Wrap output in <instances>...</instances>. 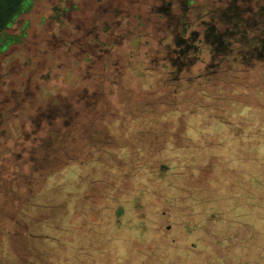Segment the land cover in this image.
Wrapping results in <instances>:
<instances>
[{
  "label": "rangeland",
  "instance_id": "1",
  "mask_svg": "<svg viewBox=\"0 0 264 264\" xmlns=\"http://www.w3.org/2000/svg\"><path fill=\"white\" fill-rule=\"evenodd\" d=\"M203 1H197L200 10L211 8ZM158 2L36 0L18 19L16 34L24 26L19 22L30 23L28 42L46 33L59 46L65 31L100 16L98 3L121 11L104 14L115 39L101 36L100 43L115 69L111 81H100L104 119L84 126L99 130L84 141L71 136L67 144L52 136L30 161L34 190L45 185L33 177L42 163L47 168L35 175L53 177V188L68 197L61 204L69 206V239L75 237L56 249L61 258L52 264H264V62L247 69L232 60L234 51L214 53L204 37L205 18L198 17L188 20L185 37L199 34L179 66L175 52L184 46L152 15ZM10 49L0 57L3 80L13 78L11 60L29 57ZM62 53L34 58L43 64L41 97L51 101L71 69L64 64L74 65L73 54ZM6 140L13 143V135ZM9 157L0 155V264H21L15 252L27 253V240L16 247L17 182L1 166ZM50 219L60 221L54 213Z\"/></svg>",
  "mask_w": 264,
  "mask_h": 264
},
{
  "label": "flooded vegetation",
  "instance_id": "2",
  "mask_svg": "<svg viewBox=\"0 0 264 264\" xmlns=\"http://www.w3.org/2000/svg\"><path fill=\"white\" fill-rule=\"evenodd\" d=\"M35 1L0 0V57H6L8 55L6 50L9 48L15 54L24 51L29 56L25 61H20L21 57L10 61L13 69L15 65L11 80H3L2 71L5 67L0 62V155L5 152L8 156L19 159L18 150L23 148L24 144H29L31 146L28 149L29 155H32L29 161L33 162L35 161L33 154L39 149L46 151L45 141H49L52 136L54 139L60 138V143L67 144V141H74L69 138L71 136H78L82 139L81 141H84L99 130L88 131L84 126L89 125L91 118L104 119L98 110L99 99L103 97L99 88L100 81H103L102 79L111 81L109 75L113 74L115 69V64L110 63L111 55L102 48L100 43L101 36L115 39L113 37L115 31H111L112 26L104 19V14L110 12L115 16L121 12L112 9V3H108L107 6L98 3V6H103L100 7V11L99 7L97 10L100 16L92 21H86V24L81 21L84 25H78L75 28L76 32L65 31L62 34L60 45L53 46L52 39L55 38L47 37L46 33L42 37L36 35L33 38L34 41L28 42L29 33L26 30L30 26L29 22H19L24 26L21 33L16 34L15 32L18 19L30 10ZM124 13L130 16L129 11L125 10ZM193 40L185 37L176 38L177 45L184 47L181 51L175 52L179 53V57L174 63L180 66L181 60L186 59L187 52L195 47L191 44ZM43 46L47 49L41 52L40 48ZM59 48L65 56L73 54L69 60L72 59L71 62L74 61V65L68 61L64 64L63 67L67 69L70 65L71 69L62 79L64 85L61 86V91L56 95L55 100L51 101L50 97H41L44 89L41 84H38L39 79L37 78L40 77L39 73L43 64L38 62L35 65L34 58L36 59L39 55L48 56L51 50L56 51ZM31 54H33L32 57H30ZM61 55L64 56L63 53ZM5 62H9L8 59ZM34 88L36 91L31 92ZM35 93L40 94V97ZM14 122H21L20 127H17L18 124ZM57 123H60V128H57ZM10 133L13 135V143L9 145L6 139ZM52 142L54 141L51 140L49 144ZM48 156L46 155L44 162ZM11 159L2 158L3 165L1 166H3L4 176H9L13 182H17L19 179L17 171H12L7 166L12 164Z\"/></svg>",
  "mask_w": 264,
  "mask_h": 264
},
{
  "label": "trees",
  "instance_id": "3",
  "mask_svg": "<svg viewBox=\"0 0 264 264\" xmlns=\"http://www.w3.org/2000/svg\"><path fill=\"white\" fill-rule=\"evenodd\" d=\"M158 1L152 15L163 20L162 29L173 32L176 38L185 37L188 20L203 17L204 37L214 53L222 57L234 51L232 60L247 69L264 62V0H204L203 6L210 4L211 8L202 10L198 0ZM198 34L193 33L190 40H195Z\"/></svg>",
  "mask_w": 264,
  "mask_h": 264
},
{
  "label": "crops",
  "instance_id": "4",
  "mask_svg": "<svg viewBox=\"0 0 264 264\" xmlns=\"http://www.w3.org/2000/svg\"><path fill=\"white\" fill-rule=\"evenodd\" d=\"M29 147H31L29 144H24V147L18 150L19 159L12 158V164H6L8 169L11 168L12 171H17V175L19 176L17 185L14 187L17 208L13 214L14 219L12 218L19 240L16 247H22V241L25 238L27 240V253H21V255H19V250L15 253L18 256L17 262L21 264H52L56 262L57 259L61 258L56 249H64V244L66 245L67 241L75 237L71 236L69 239V232H71V226L67 218L69 206L67 203L64 205L61 204V200H68V197L64 195V192L59 193V191H56L55 189L57 186L54 187L55 189L53 188V185H51L53 177L46 178L43 175H35L37 171H44L47 168L44 165L34 169L35 173L33 177H37L38 180L45 185L43 187L39 186L35 190L33 189L34 185H32V183H34V179H30L29 176L32 163L26 159L28 157H26V155L30 153L28 150ZM42 151V149H39V152ZM71 167L72 166L65 167L66 171L68 170L67 172H70V174L74 170L71 169ZM97 170H99V165ZM24 179L27 180L25 181ZM21 181L25 182L24 189L26 191H20V184H23ZM1 195L2 197L4 196V194ZM54 202L58 203L54 205ZM24 206H28V208ZM46 212L49 216L48 220H45ZM52 213L58 215L60 221L51 222L50 217ZM41 217L44 218L42 221H40ZM79 259V257L73 258V260ZM76 263L78 264V261H76ZM80 263L82 264L83 261H79V264Z\"/></svg>",
  "mask_w": 264,
  "mask_h": 264
},
{
  "label": "clouds",
  "instance_id": "5",
  "mask_svg": "<svg viewBox=\"0 0 264 264\" xmlns=\"http://www.w3.org/2000/svg\"><path fill=\"white\" fill-rule=\"evenodd\" d=\"M194 71H196V69H194Z\"/></svg>",
  "mask_w": 264,
  "mask_h": 264
}]
</instances>
